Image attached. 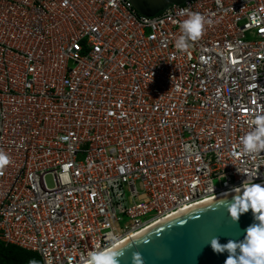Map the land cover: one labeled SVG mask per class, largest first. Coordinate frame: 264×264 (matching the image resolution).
<instances>
[{"label": "built area", "instance_id": "obj_1", "mask_svg": "<svg viewBox=\"0 0 264 264\" xmlns=\"http://www.w3.org/2000/svg\"><path fill=\"white\" fill-rule=\"evenodd\" d=\"M190 12L207 23L178 50ZM257 113L264 0H186L153 17L130 0H0V243L86 264L264 184V150L241 143Z\"/></svg>", "mask_w": 264, "mask_h": 264}, {"label": "water", "instance_id": "obj_2", "mask_svg": "<svg viewBox=\"0 0 264 264\" xmlns=\"http://www.w3.org/2000/svg\"><path fill=\"white\" fill-rule=\"evenodd\" d=\"M185 1L130 0L136 11L147 17L155 16L170 4ZM231 200L232 194L226 192L209 201L186 207L142 230L115 247L124 253L119 257L121 264H132V254L137 251L141 253L143 264H227L228 254L214 251L211 238L219 237L221 243H226L228 239L239 240L244 230L257 222L252 209L234 221L228 212Z\"/></svg>", "mask_w": 264, "mask_h": 264}, {"label": "clouds", "instance_id": "obj_3", "mask_svg": "<svg viewBox=\"0 0 264 264\" xmlns=\"http://www.w3.org/2000/svg\"><path fill=\"white\" fill-rule=\"evenodd\" d=\"M184 14V13H181ZM207 23L200 13L190 12L187 19L179 23L181 35L175 42L178 50H186L189 40L199 37ZM254 131L242 138L241 143L247 153H257L264 150V113L255 115ZM9 158L6 154L0 153V167L7 164ZM232 200L228 204V212L234 221H238L241 214L252 209L255 220L243 232V237L239 240L228 239L226 243H221L219 237H212L211 247L218 253H227V264H264V186L254 184H244L233 188L230 192ZM123 251L112 248L89 252L86 264H121L119 257L123 256ZM132 264H143L140 252L132 254Z\"/></svg>", "mask_w": 264, "mask_h": 264}, {"label": "trees", "instance_id": "obj_4", "mask_svg": "<svg viewBox=\"0 0 264 264\" xmlns=\"http://www.w3.org/2000/svg\"><path fill=\"white\" fill-rule=\"evenodd\" d=\"M0 264H42V262L34 252L0 243Z\"/></svg>", "mask_w": 264, "mask_h": 264}, {"label": "bare ground", "instance_id": "obj_5", "mask_svg": "<svg viewBox=\"0 0 264 264\" xmlns=\"http://www.w3.org/2000/svg\"><path fill=\"white\" fill-rule=\"evenodd\" d=\"M258 185H261V184H258ZM217 196H220V195H217ZM217 196H215V197H212V198H210V199H206V200H204V201H202V202H205V201H209V200H211V199H214V198H216ZM201 202V203H202ZM199 204V203H198ZM181 210H183V209H181ZM181 210H179V211H181ZM179 211H177L176 213H178ZM176 213H172V214H170V215H173V214H176ZM169 216V215H168ZM165 218V217H164ZM163 218V219H164ZM162 220V219H161ZM161 220H158V221H155V222H153V223H151V225H149V227L150 226H152V225H155L156 223H158L159 221H161ZM148 228V227H147ZM139 232H141V231H138V232H135V233H133V234H131V235H128L125 239H123L119 244H116V246L115 247H117V246H119L120 244H122V243H124L125 241H127L128 239H130L131 237H133L134 235H136L137 233H139ZM115 247H113V248H115Z\"/></svg>", "mask_w": 264, "mask_h": 264}, {"label": "rangeland", "instance_id": "obj_6", "mask_svg": "<svg viewBox=\"0 0 264 264\" xmlns=\"http://www.w3.org/2000/svg\"><path fill=\"white\" fill-rule=\"evenodd\" d=\"M46 183H47V185H48L49 187H52L53 182H52V179H51L50 176H47V177H46ZM38 257H39V256H38ZM39 259H40V257H39ZM40 260H41V259H40Z\"/></svg>", "mask_w": 264, "mask_h": 264}]
</instances>
